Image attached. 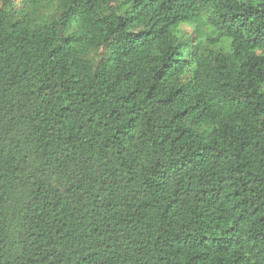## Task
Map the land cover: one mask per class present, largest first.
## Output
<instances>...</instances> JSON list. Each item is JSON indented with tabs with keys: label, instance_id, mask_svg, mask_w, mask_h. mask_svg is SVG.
<instances>
[{
	"label": "trees",
	"instance_id": "16d2710c",
	"mask_svg": "<svg viewBox=\"0 0 264 264\" xmlns=\"http://www.w3.org/2000/svg\"><path fill=\"white\" fill-rule=\"evenodd\" d=\"M0 264H264V0H0Z\"/></svg>",
	"mask_w": 264,
	"mask_h": 264
},
{
	"label": "rangeland",
	"instance_id": "374dc122",
	"mask_svg": "<svg viewBox=\"0 0 264 264\" xmlns=\"http://www.w3.org/2000/svg\"><path fill=\"white\" fill-rule=\"evenodd\" d=\"M17 3H20V0H15ZM183 30H185L186 32H188L189 33V35H191V36H195V31H194V29L193 28H191V27H183L182 28ZM104 53H105V50H102L98 55H97V57L96 58H98V56L100 55H104Z\"/></svg>",
	"mask_w": 264,
	"mask_h": 264
}]
</instances>
